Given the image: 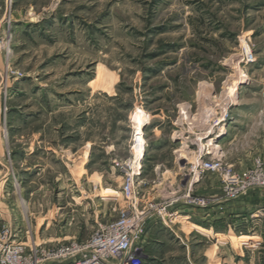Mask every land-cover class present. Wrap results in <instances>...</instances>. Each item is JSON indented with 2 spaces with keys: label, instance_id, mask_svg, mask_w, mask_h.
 <instances>
[{
  "label": "rangeland",
  "instance_id": "rangeland-1",
  "mask_svg": "<svg viewBox=\"0 0 264 264\" xmlns=\"http://www.w3.org/2000/svg\"><path fill=\"white\" fill-rule=\"evenodd\" d=\"M258 159L264 0H0V237L86 239L126 207V169L170 211ZM254 214L191 234L228 247L224 264H264Z\"/></svg>",
  "mask_w": 264,
  "mask_h": 264
},
{
  "label": "built area",
  "instance_id": "built-area-1",
  "mask_svg": "<svg viewBox=\"0 0 264 264\" xmlns=\"http://www.w3.org/2000/svg\"><path fill=\"white\" fill-rule=\"evenodd\" d=\"M220 178L222 197L197 198L187 193L184 203L209 207L223 200L239 199L252 189H264V162L258 159L255 166L239 172L228 165L222 169ZM121 190L126 207L116 217L99 222L86 239L73 234L67 242L48 244L38 241L33 234L22 237L6 230L0 237V264H147L142 255L147 221L158 216L168 224L176 214L157 202H148L141 208L134 173L130 170L126 169Z\"/></svg>",
  "mask_w": 264,
  "mask_h": 264
},
{
  "label": "crops",
  "instance_id": "crops-1",
  "mask_svg": "<svg viewBox=\"0 0 264 264\" xmlns=\"http://www.w3.org/2000/svg\"><path fill=\"white\" fill-rule=\"evenodd\" d=\"M195 189L196 192L207 195L222 193L218 179L216 181L213 176L202 180ZM148 201L150 200L141 198V206L148 204ZM262 208L264 209V189L261 188L253 189L247 196L226 204L222 212L217 209L199 212L198 209H189L181 203L173 205L171 211L184 212L174 216L173 222L165 224L158 216L147 221L142 245L143 258L147 264H224L230 256L228 247L217 241L215 246L207 248L206 238L198 235L195 237L191 233L199 232L208 238H214L217 234L224 233V229L214 228L215 221L227 220L230 213L234 216H251ZM186 225L192 227L186 230Z\"/></svg>",
  "mask_w": 264,
  "mask_h": 264
},
{
  "label": "bare ground",
  "instance_id": "bare-ground-1",
  "mask_svg": "<svg viewBox=\"0 0 264 264\" xmlns=\"http://www.w3.org/2000/svg\"><path fill=\"white\" fill-rule=\"evenodd\" d=\"M230 92H231V93L236 92V86H235V85L230 89ZM229 100H230L229 103H232V104H233V103L235 102V98H234V96H231ZM216 125H217V124H216ZM210 140H211V139H210Z\"/></svg>",
  "mask_w": 264,
  "mask_h": 264
}]
</instances>
